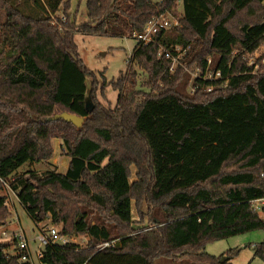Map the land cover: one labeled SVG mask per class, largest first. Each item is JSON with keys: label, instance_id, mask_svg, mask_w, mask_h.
I'll use <instances>...</instances> for the list:
<instances>
[{"label": "trees", "instance_id": "trees-1", "mask_svg": "<svg viewBox=\"0 0 264 264\" xmlns=\"http://www.w3.org/2000/svg\"><path fill=\"white\" fill-rule=\"evenodd\" d=\"M72 1L0 0V180L34 224L50 219L60 235L88 239L85 248L48 243L39 263L230 264L231 253L210 256L205 244L264 233V0H85L82 23ZM166 13L180 28L135 44L111 84L116 106L92 89L87 98L95 75L75 35L131 37ZM192 67L220 77L194 80L188 94ZM62 113L83 118L81 128L49 120ZM53 139L69 159L65 173H16L49 161ZM5 191L0 181V226L10 215ZM10 248L0 243V264H31ZM253 257L264 262V239Z\"/></svg>", "mask_w": 264, "mask_h": 264}, {"label": "rangeland", "instance_id": "rangeland-1", "mask_svg": "<svg viewBox=\"0 0 264 264\" xmlns=\"http://www.w3.org/2000/svg\"><path fill=\"white\" fill-rule=\"evenodd\" d=\"M161 1V0H160ZM264 7V2H263ZM179 11H181V4L179 3ZM69 14L74 16L73 19L77 23H82L86 20V8L85 0H73L71 2V8ZM56 17H63L62 10H60ZM72 18V17H71ZM74 43L77 47V52L80 59L84 63L87 69L94 73V78L89 77L86 79V85L88 88L87 98H89V92L92 89L93 93L97 97V101L105 108L113 109L116 106V102L119 96L117 91H114L111 87L112 82H115L119 77L120 73H123L126 69L127 58L132 54L136 42L131 37H99V36H88L83 34H76L74 37ZM260 53L256 52L253 55H248L247 59L251 65H257V59L260 58ZM261 64H264V60L261 59ZM176 66L178 64H175ZM258 67V66H257ZM257 69V68H256ZM139 73V83L138 88H141L143 81L146 80V75L142 70L137 69ZM190 75V82L186 89V93L192 94V82L191 81L197 71L201 72L198 68L186 69ZM93 81H96L95 86ZM91 101V100H90ZM87 99V107L90 109L92 102ZM53 156L52 158L40 164L30 165L26 163L20 169L17 170V174H22L27 171H34L37 174H42L45 171H55L58 173H65L69 159L65 156V153L61 147V141L59 139H53L51 141ZM131 180L134 181L135 168H131ZM4 195L7 200V207L9 209V222L17 227L24 233L25 239L28 242L29 253L31 255L32 264H40L36 252L39 247L37 241L38 236L42 230L48 227H54L60 230V227H55L51 224L50 219H47L43 223L36 225L34 224L24 209L19 205L16 195L6 189ZM146 213V208L142 211ZM132 220L134 223V228H139L142 225L138 224L140 221L137 209L132 203ZM147 220H145L144 225H146ZM3 229V227L0 226ZM7 230V229H6ZM8 232V231H7ZM264 239V233L261 231L250 232L235 237H231L225 240H220L216 242H208L204 246V252L210 256L220 257L223 256L225 259L227 254L231 253L230 264H264L258 258L253 257V247L260 244ZM5 243L10 244V251L12 252L16 249L15 242L11 239ZM77 241L81 248H85L88 243L87 237L78 236ZM32 251V252H31ZM155 264H189L187 261H169L166 259H158Z\"/></svg>", "mask_w": 264, "mask_h": 264}, {"label": "built area", "instance_id": "built-area-1", "mask_svg": "<svg viewBox=\"0 0 264 264\" xmlns=\"http://www.w3.org/2000/svg\"><path fill=\"white\" fill-rule=\"evenodd\" d=\"M61 20L63 23L65 22L64 17H61ZM174 28H180L179 19L170 13H166L152 18L147 23L142 33H134L131 35V38L134 39V41L137 44L146 46L152 43L155 39V36L158 35L159 33L163 31H169ZM174 50L176 52L179 51L177 47H175ZM166 57L170 58V55L167 53ZM175 64H178L177 58H172V67L170 69L171 72L176 67ZM219 77H220V73H213L211 71H206V73L202 75L201 72L197 71V73L194 76H192L193 79L191 81H194L198 78H202L204 80H211V79H218ZM207 91H210V89H208ZM0 181L6 189H9L8 184L5 181L3 180ZM252 204L255 210L260 211V208L263 204V200L253 201ZM7 231L8 230L4 228L3 229L0 228V243H5L6 241H10L9 239L12 238V240L15 241L16 244L15 251L18 253V255H20V260L22 262L29 261L32 264L31 255L29 253L30 250H29L28 242L25 239L24 233L20 230H15L11 232H7ZM77 238L78 237L62 236L59 234L58 230L55 229L54 227H48L45 230H42L37 238L39 247L35 255L37 259H39L41 257L42 248L46 246L48 243L56 244L60 246H64L72 243L80 246L79 242L77 241ZM114 244L115 241H110L98 246V249L102 250L104 248H110L113 247Z\"/></svg>", "mask_w": 264, "mask_h": 264}, {"label": "water", "instance_id": "water-1", "mask_svg": "<svg viewBox=\"0 0 264 264\" xmlns=\"http://www.w3.org/2000/svg\"><path fill=\"white\" fill-rule=\"evenodd\" d=\"M58 119H62L66 122H69L77 128H81L83 121H84L83 118H79V117H76V116L68 114V113H62L60 115H56L49 120L54 121V120H58Z\"/></svg>", "mask_w": 264, "mask_h": 264}, {"label": "crops", "instance_id": "crops-1", "mask_svg": "<svg viewBox=\"0 0 264 264\" xmlns=\"http://www.w3.org/2000/svg\"><path fill=\"white\" fill-rule=\"evenodd\" d=\"M1 227H3L4 229H7L8 232L17 230V227L15 225L11 224L8 219L6 220V222Z\"/></svg>", "mask_w": 264, "mask_h": 264}]
</instances>
